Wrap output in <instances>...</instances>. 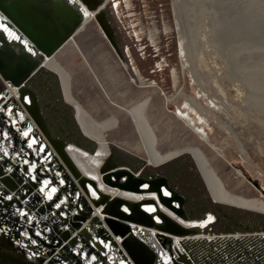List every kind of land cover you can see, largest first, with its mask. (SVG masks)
Masks as SVG:
<instances>
[{"label":"bare ground","instance_id":"6f19581e","mask_svg":"<svg viewBox=\"0 0 264 264\" xmlns=\"http://www.w3.org/2000/svg\"><path fill=\"white\" fill-rule=\"evenodd\" d=\"M50 1H65L69 3L79 11L82 18L72 36L52 56L37 54L30 41L25 36H22L12 25L6 23L0 14V46L12 47L15 53L18 54L23 52L30 61L35 62L37 65L35 74L22 85H14L0 74V79L5 85L0 92V109H2L0 111V146L8 150L7 155L0 151V184L6 185L11 190L10 194L3 193L0 185V264H40L41 261H44L43 264H77V260L81 261L80 264H136L125 246V242L129 239L145 246L149 251L153 264H160L158 253L161 245L164 248V252L161 255L162 260L171 264H175L176 258L180 257V253L183 251L190 256L182 259V262L186 261V264H233L234 261L232 262L229 259L230 257H226V262L219 260V258L224 256L222 250L224 248L227 250L228 247H240V244H249L252 239H245L249 235L241 233H213V225L217 220V216L213 211L204 212L202 216L195 217H191L187 211H185L184 215H179L177 208L180 204L172 201V199L175 200L176 198L175 196L171 198L173 194L166 186L153 184L149 179H143L139 176L148 167L159 168L184 155H190L203 184L207 185L213 200L217 204L264 215V199L235 193L221 177L213 165L212 159L198 145H186L162 151L159 148L157 130L151 121L148 111L153 99L152 94L149 93L150 90L149 92L145 90L143 96L138 99H132L125 104L115 103L117 107L126 112L136 130L138 140L132 147L134 151L121 146L117 142H111L108 135L110 131L118 127L119 117L112 113L106 118L98 120L89 110L85 109L73 93V79L70 71L57 59V54L65 45L73 44L81 51L77 37L83 34L88 26L96 22V20L108 40H110V37H114L113 30L103 20L105 19L103 13L105 8H108L111 0H100L99 5L95 8L88 7L82 0ZM114 1L116 6H119V0ZM224 1L226 0H218L215 5L213 0H172V9L179 35L182 65L185 70L188 69L191 73V86L194 85L196 88H193L196 90L194 93H187L182 87L177 88V98L181 99V102L174 109V114L178 120L182 121L195 134L199 141L214 150L217 157L228 161L240 177H245L244 170L237 166V163L233 162L229 156V145H218L210 133L209 122L215 121L216 113L214 114L212 107H209L210 105L204 104L206 101L203 102V99H209H207L208 92H206L207 88L202 84L204 79L196 69L197 63L195 62L197 58H201L203 53L196 49L197 44L201 40H207L205 42L208 46H213L215 41L212 37H209L210 32L217 29L221 38L225 30L226 32L224 33L230 34V20L221 22L215 19L217 11L221 9L222 12L223 8L219 7L226 5H224ZM233 1L239 2V0ZM77 3L80 4L78 5ZM127 5H130L129 0ZM251 6H256V2L252 1L249 4L250 8ZM85 11L88 14H85ZM248 12L236 18L238 20L235 23L239 24L237 27L243 28V30L238 32L239 41L241 36L243 37V35L247 34L264 37V6L258 11L257 15H252V11ZM209 13L213 14H211L213 19L209 20V23H201L200 15L204 14L207 16ZM227 17L229 18L228 15ZM240 20H244L245 23L242 21V24L239 23ZM5 27L8 29L7 32L4 31ZM199 28L200 32H202L200 33L202 39L197 34ZM165 29L168 30L169 27L166 25ZM10 33H13L18 39H14ZM150 35L152 39H155L156 32L151 30ZM112 46L118 56L123 59L116 45L113 44ZM234 48L235 46H232L230 49V53L233 55L231 67L233 68L235 64V69L233 68L235 70L234 74L239 78H246L247 83L250 85L253 82L255 83L254 89H250L246 93V100L264 97V95L260 94L261 89L264 87V79H259V81L258 78L256 79L260 72L264 74V69L262 68L264 65H260L262 69L257 70V65L249 66V68L239 63L237 64L238 60L236 59V62L235 58L238 55V51L236 48V51L233 50ZM81 53L84 57L82 51ZM43 69L54 72L59 76L63 100L73 107L74 118L78 122L80 129H82L83 134L87 139L95 143L93 150L85 148V145L83 147L80 144L67 141L64 138L62 139L64 144L63 151L66 155L61 154L56 144L48 138L43 127L31 113L29 107L33 105L34 99L30 91L22 93L21 89L29 88L33 78ZM172 72L175 83H177V72L175 69ZM133 81L136 82V79H133ZM156 86V83L151 81L143 87L153 89ZM162 92L165 96L166 105L169 106L173 97H169L165 91ZM9 110H11V115H9ZM21 117L23 118L21 119ZM218 124L229 135V138L236 139L235 148L246 161L248 155L245 147L237 139L236 133L229 122H223L222 120ZM50 131L53 133V130L50 129ZM25 132L28 133L27 136L23 134ZM4 133H7V138H5ZM35 133L38 135L36 136ZM30 143H32L31 148L28 147ZM112 146L122 153L130 166H139V170L135 172V175H138L137 177L127 165L122 166L106 161L112 155ZM17 164L20 166L19 169H16ZM37 164L41 165V171H45L46 174L37 171ZM118 171L124 172L120 173ZM62 175H67L70 178L75 188L74 191L68 190L64 194L60 193V190H66V186L69 185L68 182L60 180ZM33 177L35 178L33 179ZM120 177L122 178L120 179ZM79 178H81L80 183L84 187L79 184ZM31 179L34 180L33 183H31ZM45 181L48 182L47 185H45ZM33 187L37 188L38 196L39 198L41 197L42 202L45 204L40 211H36L29 203ZM52 188L56 189L55 193H51ZM165 190L170 195L165 196L163 194ZM93 191L96 192V196L91 194ZM45 193H51V199ZM14 194H18L23 200V207H18L12 200L7 199V196L13 197ZM115 199L121 200L116 208L117 213L121 214V216L111 214L108 210ZM88 202L95 207L94 212L91 213L87 220L74 222L78 215L87 213ZM56 204L61 206L57 208ZM134 205H137L140 211L150 215L152 224L137 222L128 218L134 213L132 209ZM148 207H155L156 211L148 212L145 210ZM125 208L128 209L127 212L124 211ZM77 212H79L78 215ZM21 213L25 214L22 215ZM165 215L171 217L182 226L191 229V231L180 234L165 230L163 228L166 225ZM209 217H212V219L209 220ZM112 218L116 219L113 221L118 222L119 226L128 227L126 234H121L122 231H115L112 227ZM13 227L14 231H12ZM66 230L67 234L64 236ZM141 233L148 237L151 242L146 243ZM113 234L120 237L124 236L125 239L116 238ZM250 236H255L257 239L260 236V239L256 240V242L252 241L247 248H253L255 261L264 263V257L260 253V245L262 243L258 242L264 238V231L261 233L256 232ZM60 239L61 241L65 240L63 243L70 248L72 255H68L65 251L60 252L56 248V243ZM105 245L108 246L105 247ZM154 249H156V252ZM235 250L240 252V249L236 248ZM215 251L220 252H218L219 256L215 254ZM92 256H95L96 259L92 260ZM242 262L239 259L235 264H241Z\"/></svg>","mask_w":264,"mask_h":264},{"label":"rangeland","instance_id":"374dc122","mask_svg":"<svg viewBox=\"0 0 264 264\" xmlns=\"http://www.w3.org/2000/svg\"><path fill=\"white\" fill-rule=\"evenodd\" d=\"M213 1L215 5L218 2V0ZM226 1H224L225 6L219 7L223 9L222 12L221 9L218 10L219 12L217 11L215 19L221 22L230 20V34L224 33L225 30L221 38L217 29L210 32L209 37H212L215 42L213 46H208L205 42L207 40H201L196 49L203 53L201 58H197L195 62L197 63L196 69L204 79L202 84L208 92L207 99H209H203V102L206 101L204 104L210 105L209 107H212L214 114L216 113L215 121L209 122L210 133L218 145H229L228 154L232 161L244 170L245 177H240L228 161L217 157L214 150L199 141L195 134L174 114V109L181 102V99L177 98V88L182 87L187 93H194L196 88L193 84L191 86V73L188 69L185 70L182 65L172 0H129V6L124 0H119V6H116L114 2L109 4L103 13V17L114 30L115 41L122 52L123 59L118 56L97 22L91 23L87 30L77 37L78 45L85 58L76 46L70 44L57 54V59L70 71L73 79V93L85 109L89 110L98 120H102L112 113L119 117L118 127L110 131L108 135L111 142H117L121 146L133 150L132 147L138 140L136 130L126 112L117 107L115 103L125 104L132 99L143 96L145 90L148 92L150 90L149 93L152 94L153 99L148 111L157 130L159 148L162 151L174 147L198 145L212 159L213 165L221 177L235 193L264 199V97L246 100V93L248 90L254 89L255 83L250 85L246 78H239L234 74L235 64L233 69L231 67L233 55L230 53L232 46H235L238 51L235 58L238 60V62L236 60L237 64L245 67L257 65V70L264 69V37L247 34L241 36L239 41L238 32L243 28H238L237 25L239 24L235 23L238 20L236 18L249 13L248 11H252V15H257L264 6V0L262 2L261 0H239V2L236 1L237 4L233 0ZM252 1L256 2V6L250 8L249 4ZM211 10L215 11L214 9ZM211 14L209 13L207 16L201 14L200 22L209 23L208 21L213 19ZM241 21L245 23L244 20H240L239 23L242 24ZM165 24L169 27L168 30L165 29ZM151 30L156 31L155 41L151 39ZM234 30L236 31L234 32ZM197 31L198 37L202 39L200 28ZM174 69L177 72V83H175L172 72ZM257 78L258 81L264 79V74L260 72L256 76ZM133 79H136V82ZM151 81L155 82L158 87L153 89L143 87ZM4 86L0 79V92ZM29 88L36 92L42 113L48 127L53 130V134L83 147L85 145V148L89 150L95 148V143L81 134L74 118V109L63 100L62 89L53 73L43 69L33 78ZM162 91H165L169 97H173L169 106L166 105ZM260 94L264 95V87ZM222 120L229 122L237 139L243 143L248 155L246 161L235 148L236 139L229 138L225 130L219 126L218 123ZM35 135L38 134L35 133ZM112 147V155L106 161L122 166L127 165L135 175L139 166H130L122 153L114 146ZM36 167L37 171H41L40 164H37ZM42 173L46 174L45 171ZM137 176L135 175V177ZM157 176L165 178L166 181L163 186H166L177 197L182 198L181 206L191 217L202 216L204 212L208 211H213L216 214L217 220L213 225V233H241L249 235L246 236V240L252 239L254 241L256 237L250 235L264 231V215L212 203L189 156L184 155L159 168L148 167L139 177L152 179ZM60 180L69 184L66 186V190H60L61 194L68 190H75L67 175H62ZM179 201V199L176 200L178 203ZM30 202L36 211L45 205L36 192L32 193ZM94 208L88 202L87 213L78 215L79 212H77L78 217L75 222L87 220L94 212ZM12 231H14V227ZM66 234L67 230L64 232V236ZM113 235L116 238L125 239L124 236ZM59 241L56 243V248L60 252L65 251L68 255H72L70 248L63 243L65 240ZM250 243L240 244V247L235 248L228 247L227 250L224 248L222 250L224 256L217 258L221 262H226V259L230 257L229 259L234 261L233 264L237 263L239 259L243 261L241 264H254V262L257 264L258 262L254 259L253 248H247ZM236 248L240 249V252H237ZM218 252L215 251V254L219 256L220 252ZM180 255L176 258L175 264H179V258L190 257L185 251L181 252ZM180 262L186 264V261ZM43 263L44 261L40 262V264ZM80 263L81 261L77 260V264Z\"/></svg>","mask_w":264,"mask_h":264},{"label":"water","instance_id":"95a60500","mask_svg":"<svg viewBox=\"0 0 264 264\" xmlns=\"http://www.w3.org/2000/svg\"><path fill=\"white\" fill-rule=\"evenodd\" d=\"M82 1L90 8H95L100 3V0ZM77 4L79 5L80 3ZM0 14L3 16V20H5L6 23L12 25L22 36H25L30 41V44L34 47L37 54L46 56H52L72 36L82 19L79 11L69 3L65 1L54 2L50 0H0ZM110 41L112 45L114 44L118 48L115 36L110 37ZM118 50L122 55L119 48ZM36 68V63L30 61L23 52L18 54L15 53L12 47L6 45L0 46V74L4 79L10 80L14 85H22L25 81L32 78L33 74L36 72ZM51 73L57 77L61 87L59 76L54 72ZM21 91L22 93L25 91L31 92L34 99L33 105L29 107L31 113L43 127L48 138L56 144L61 154H65L63 151V140L59 136L51 133L47 126V121L42 113L36 92L28 87L21 89ZM76 124L81 134L87 138L83 134L82 129H80L77 121ZM187 156L190 157V155ZM118 172L122 173L124 171ZM149 181L153 184L161 185L165 183L166 179L158 177L149 179ZM204 187L212 203L217 204L213 200L207 185H204ZM173 196L180 200V206L177 208V213L179 215H184L185 209L181 206L182 198L177 197L174 193ZM120 201V199H115L111 203V207L108 209L111 214L121 216V214L117 213L116 209ZM132 209L134 213L128 216V218L133 221L152 224L149 214L140 211L137 205H134ZM112 222V227L116 232L122 231L121 234H126L128 231L127 226H119L118 222L113 220ZM165 222L166 225L163 228L167 231L180 234L191 231V229L182 226L167 215H165ZM125 246L136 264H153L149 251L142 243L129 239L125 242Z\"/></svg>","mask_w":264,"mask_h":264},{"label":"flooded vegetation","instance_id":"af4514ba","mask_svg":"<svg viewBox=\"0 0 264 264\" xmlns=\"http://www.w3.org/2000/svg\"><path fill=\"white\" fill-rule=\"evenodd\" d=\"M105 1H106V0H105ZM124 1L127 2L128 0H124ZM111 2H114V3H115L114 0H111L110 3H111ZM115 5H116V3H115ZM102 8H103V7H102ZM102 8H101V9H102ZM103 9H104V8H103ZM105 10H106V8H105ZM97 13H98V12H97ZM97 13H96V14H97ZM103 20L106 22L105 19H103ZM96 22H97V20H96ZM106 23H107V22H106ZM109 27H110V26H109ZM110 29H112V28L110 27ZM112 30H113V29H112ZM153 31L156 32L155 30H153ZM113 32H114V30H113ZM150 36H151V35H150ZM151 39H152V37H151ZM152 40L155 41V39H152ZM66 46H69V44H68V45H65L62 49H64ZM62 49H61V51H62ZM80 52H81V51H80ZM19 168H20V166L17 164V165H16V169H19ZM42 174H43V173H42ZM81 178H82V177H81ZM81 178H79V184H80L82 187H84V186L80 183V179H81ZM33 182H34V180L31 179V183H33ZM0 185H1V187H2V188H1L2 190H1V191H2L3 193H4V192L7 193V194H10V193H11V192H10L11 190H9V188H8L6 185H3V184H0ZM85 187H86V185H85ZM17 189H18V187H17ZM8 191H9V192H8ZM35 192L37 193V188H36V187H35V188L33 187V188H32V191H31V194H32V193H35ZM12 194H13V193H12ZM37 194H38V193H37ZM16 199H17V200H16ZM11 200H12L14 203H16L18 207H23V206H22V205H23V200H21V198H20V196H19L18 194H17V195L14 194ZM15 200H16V201H15ZM29 203H30V205H31V202H29ZM43 207H44V206H43ZM43 207H41V208H39V209L41 210ZM34 209H35V208H34ZM40 210H39V211H40ZM187 213H188V212H187ZM107 217H108V216H107ZM107 217H106V218H107ZM107 219H108V218H107ZM74 222H75V221H74ZM141 235L144 237L143 239L145 240L146 243H150V242H151V240L149 241L148 237H146L144 234L141 233ZM142 236H141V237H142ZM129 237H131V236L129 235ZM258 239H260V236L258 237ZM258 239L255 238L254 242H256V240H258ZM60 240H61V239H60ZM157 240H158V239H157ZM158 241H159V240H158ZM258 242H260V244L262 243V244L260 245V253H261V256L264 257V238H263L261 241H258ZM159 243H160V242H159ZM160 245H161V244H160ZM150 248H152V247H150ZM159 248H160V250H159V253H158L159 255H158V256H159L160 264H171V263L168 262V261L165 262V261L162 260L161 255H162V253L164 252V248H163L162 245L159 246ZM152 249H153V248H152ZM154 250H155V252H156V249H154ZM179 259H180V260H179L178 263H179V264H182V263L180 262V261H182V259H181V258H179ZM258 262H259V261H258ZM242 263H243V262H242ZM261 263H262V262H259V264H261Z\"/></svg>","mask_w":264,"mask_h":264},{"label":"snow or ice","instance_id":"6c2138e0","mask_svg":"<svg viewBox=\"0 0 264 264\" xmlns=\"http://www.w3.org/2000/svg\"><path fill=\"white\" fill-rule=\"evenodd\" d=\"M85 14H88L87 11H85ZM4 31L7 32L8 29L5 27V28H4ZM10 35H12L14 39H18V37H16L13 33H10ZM0 111H2V109H0ZM11 114H12V113H11V110H9V115H11ZM22 118H23V117H21V119H22ZM23 134H24L25 136L28 135L27 132H25V133H23ZM4 136H5V138H7V133H4ZM33 143H35V141H33ZM28 147L31 148V147H32V143H30V144L28 145ZM0 151H2V152L4 153V155H7V154H8V150H7V148H3L2 146H0ZM25 163H27V161H25ZM33 167H35V166L33 165ZM9 171H11V169H9ZM34 178H35V177H33V179H34ZM44 183H45V185L48 184L47 181H45ZM145 187H147V186L145 185ZM41 191H43V189H41ZM55 192H56V189H55V188H52V189H51V193H55ZM51 193H45V195H46L49 199H51ZM91 194H92L93 196H96V192H95V191H93ZM163 194H164L165 196L170 195V193H168L166 190L164 191ZM7 199H8V200H11V199H12V196H10V195L7 196ZM55 206H56L57 208H59L61 205H60V204H56ZM177 206H178V205H177ZM145 210L148 211V212H155V211H156V208H155V207H148V208H146ZM124 211L127 212L128 209L125 208ZM21 214L23 215V214H25V213H21ZM208 219L211 220L212 217H209ZM33 243H34V241H33ZM101 243H103V241H101ZM107 246H108V245H105V247H107ZM91 259H92V260H95L96 257H95V256H92Z\"/></svg>","mask_w":264,"mask_h":264},{"label":"built area","instance_id":"2783aa9c","mask_svg":"<svg viewBox=\"0 0 264 264\" xmlns=\"http://www.w3.org/2000/svg\"><path fill=\"white\" fill-rule=\"evenodd\" d=\"M130 172H132V171H130ZM169 190V189H168ZM170 191V190H169ZM171 192V191H170ZM172 193V192H171ZM173 194V193H172ZM171 198H173V195H171ZM174 201V200H173ZM175 201H176V199H175ZM179 204H180V201H179ZM112 220H116L115 218H112Z\"/></svg>","mask_w":264,"mask_h":264}]
</instances>
